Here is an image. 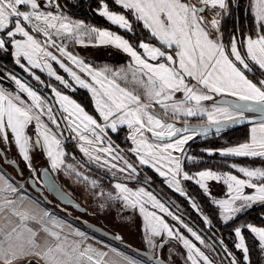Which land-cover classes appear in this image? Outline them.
Here are the masks:
<instances>
[{
    "label": "snow or ice",
    "instance_id": "6c2138e0",
    "mask_svg": "<svg viewBox=\"0 0 264 264\" xmlns=\"http://www.w3.org/2000/svg\"><path fill=\"white\" fill-rule=\"evenodd\" d=\"M242 5L252 16L251 28L240 34L237 25L225 44L222 21L235 17ZM207 12L211 13L210 19L205 16ZM97 14L126 35L73 20L65 14L59 0H0V54L10 56L16 66L41 85L45 82L33 69L46 71L64 88L75 91L73 84L54 70L51 62H55L75 85L91 93L102 124L69 96L46 85L55 95L64 114L61 119L74 133L72 138L78 141L79 151L89 162L110 171L114 178L119 173L121 182H116L112 191H105L97 180L79 170L82 164H66L67 154L60 138L63 130L53 107L6 68L0 73V81L10 80L16 91L0 86V141L14 144L32 177L42 176L50 191L59 192L48 169L38 173L32 165L31 154L37 149L46 154L52 171H63L92 190L101 208L115 206L118 214L138 211L143 218L145 242L153 252L148 259L153 264H168L159 255L173 240L187 250L186 264H216L180 228L165 219L170 217L204 245L205 240L180 216L145 187L133 189L123 182H139L140 173L114 148L111 139L105 138L108 129L116 133L126 126L130 133L127 139L134 145L129 151L139 165L155 169L168 187L181 196L186 195L182 181H195L210 197L206 182H222L227 188L226 198H212V203L218 207L224 224L235 221L255 205L264 206V168L232 164L242 178L212 170L190 175L183 169L181 156L174 154H184V145L195 136H207L213 127L219 134L228 126L248 123L252 125L250 139L219 150V155L264 159V0H247L246 4L245 0H99ZM85 37L93 45L122 50L130 57L129 64L118 71L108 67L94 69L68 51L64 43L85 45ZM59 57L90 77V82ZM178 93L182 98L177 97ZM21 94H26L27 100ZM215 96L234 97L237 102L221 100L211 108L203 104ZM156 106L162 114L156 112ZM245 113L257 114V118L248 119ZM179 116L206 117L207 125L190 129L185 120V127L180 128L165 119ZM205 151L214 154L213 150ZM10 163L15 166V161ZM144 183H150V178L145 176ZM32 187L35 188L34 183ZM22 189L23 185L14 184L0 172V264H143L136 258L141 255L138 251L127 255L108 245V251L96 248L88 242L92 237L87 233L41 207L38 200L22 194ZM245 189L251 192L246 193ZM62 199L72 204L67 197ZM192 207L197 208L195 202ZM203 219L205 224H211L207 216ZM245 231L253 235L264 256V227L243 224L234 228L238 241L234 247L242 254V260L223 247L229 264H252ZM220 243L223 245V241ZM208 248L216 251L212 245ZM168 252L169 257L176 254L173 249Z\"/></svg>",
    "mask_w": 264,
    "mask_h": 264
},
{
    "label": "rangeland",
    "instance_id": "374dc122",
    "mask_svg": "<svg viewBox=\"0 0 264 264\" xmlns=\"http://www.w3.org/2000/svg\"><path fill=\"white\" fill-rule=\"evenodd\" d=\"M68 1H72V0H68ZM205 16H206V18L208 16L209 17L208 19L211 18V15L209 16L208 12L205 13ZM102 18L108 24L112 25L109 21H107L106 18H104V17H102ZM73 20H76V19H73ZM76 21H80V20H76ZM86 22L87 21H85L84 23L86 24ZM91 26H93V24H91ZM112 26L117 27L115 25H112ZM99 29L109 30V29H103V28H99ZM109 31H111V30H109ZM112 32L115 33L114 31H112ZM115 34H117V33H115ZM85 38H84L85 39V45L72 43V41H64V43H66L68 45V47H67V50L68 51L72 52L74 55H76L80 59L84 60L85 63L89 64L94 69H100L101 65H103L105 63L108 64V63H114V62H116L115 61V58H119V55H122L124 58H126L127 65L129 64L130 57H128L127 54L124 53L122 50H119V49L115 48L114 46L99 45L98 43L95 44V45H93L92 43L87 42V37H85ZM51 50L54 52V54H56L57 56H59V53L56 52L55 49H51ZM111 51H117V52H113L112 53ZM59 58L67 66L71 67L74 71H76L77 74L80 75L82 79H85L86 81L90 82V77H88L84 73H80L79 69L78 68H75V66L71 65L64 57H59ZM51 63L53 64V68L57 72L58 75H61L66 80H68L69 83H72L73 84V87L75 89L76 88L77 89H80V90L84 91L88 95V97L91 100L92 109H93V111L95 113V117H97L98 122H100L102 124L103 121H102V119L99 118V113L96 112V110H95V104H94V101L92 100L91 93L88 92L87 89L80 88L78 85H75V82L71 80V77H69L68 74L65 73L63 71V69H61L59 67V65L55 64V62H51ZM12 66H13V68L20 69L18 66H16L14 64L13 60H12ZM20 70H21V73L24 76L28 77L33 82V84H35L36 86H38V87H40L42 89H47L49 91L48 93L51 94L52 99H53V101H54V103H55V105L57 107L56 110L58 109L59 112H60V114L61 115H64L61 112V110H60V105L57 103V99H56L55 95L52 93L51 88L50 87H47L46 85H51L52 87L57 88V90L60 91L63 95H67L63 91H69L70 92L72 90L71 89L64 88L63 85H61L58 81H56L54 77H49L47 75V72L46 71L45 72H40L39 69H33V71L35 72V74L38 75V76H40L41 80H43L45 82L44 85H41L36 80H34L32 77H30L27 73L23 72L22 69H20ZM2 71H0V73H2ZM1 82L3 84H0V86L4 87L6 89H10L11 91H16V86L10 80H4V81H1ZM21 95L23 96L24 99L27 100L26 94H21ZM220 97H222V96H215L213 100H211V101H205V102H203V104L206 107L211 108L212 105L214 104V101L217 98H220ZM69 98L72 99V100H74L70 96H69ZM179 98H182V96L179 97ZM228 98L235 99L234 97H228ZM74 101L77 102L76 100H74ZM28 102L30 103V101H28ZM156 112L158 114H162L161 113V110L159 109L158 106H156ZM44 119H45V122H47L46 117ZM165 119L167 120V122L173 123L176 127H180L181 125H185V123H184L185 120H187V125H207V122H206L207 119H206V117H200V116H193V117H183V116H179V117H177L175 119H170L168 117H165ZM63 122H64V124H66L65 121H63ZM50 126L53 127V128L55 127L54 125H50ZM66 127H67V124H66L65 128ZM124 127H126V126H124ZM247 127H249L248 128V138H247V141H248L249 140V132L251 130L252 125H249ZM66 130H67V128H66ZM32 131L33 130L30 128L29 129V134H32ZM147 135L149 136V138H151L150 137L151 136L150 133H147ZM64 136H65V134H64ZM126 136L127 137L129 136V131L126 133ZM217 137H219V134L212 135V136H206V137H203V138H197L195 136L186 145H184L185 153L186 154L185 153L184 154L174 153V154L177 155V156H181V158H182V164H187V165L194 164V165H198V164L209 163L207 159H210L213 155H218L219 154V150H222V149L227 148V147H233V146H227L225 144V142H224L225 140L222 139V138H218L217 140L214 141V139H216ZM60 138H61V140L63 142L65 141L64 140V137H63V134H62V136H60ZM105 139L107 140V138H105ZM197 141L198 142H201V144L203 146L205 145L207 147H201L200 148V147L195 146L194 143L197 142ZM128 142H129V140H128ZM242 143H245V142H242ZM242 143H239V144H242ZM62 146L64 148V151L67 154L66 157H65V163L66 164H73V165H76L77 167H79L78 162L75 161L74 158L71 157L68 154L69 152L67 151V148H66L68 146L66 144H63ZM113 146H114V144H113ZM234 146H237V145H234ZM114 147H116V146H114ZM132 147H134V145H132ZM0 149L1 150H7L6 152L3 151L4 156H5V159L7 161H15V163L18 166V169H19V172H20V176L21 177H18L15 174L14 170L11 167L6 166V165H3L1 163V159H0V167H2L3 169H5L6 172H8L20 185H23V187H25L28 190V192L32 193L37 198H39V196L36 193H33L31 190H29L28 187H27V185H26V179L29 177V178H31V179L34 180V182H35V184L37 186L41 187V185H40V183H39V181L37 179L38 174H37V176L32 177V173L30 172V170L28 169V167H26L25 162L22 160V158L18 155V150H17L16 146L14 144H12L11 146H9L8 144L0 141ZM116 149H117V147H116ZM206 149L213 150L214 154L213 155H208L207 152L205 151ZM73 151L80 157V160H82L83 162H85L87 164H91L98 171H100V172H102V173H104V174H106V175H108L110 177H113L112 176V173L110 171H108L106 168L99 167L95 162H89L88 161L87 157H85L83 155V153H81L79 151V143H78L77 140H75V146H74V150ZM120 154L123 155L125 157V159H127L129 162L133 163L137 167V169H138V171L140 173V180L139 181H141V182L144 183V177L147 176V177L150 178V183H151L152 179L148 175V173H152L154 175L156 174V176L158 175L157 177L161 179L162 184L166 188L168 187V184H167L166 179L165 178L162 179L163 177L159 176L158 172L155 169L149 168V167H146V166L139 165L138 160L136 159L135 155L131 151H129V154L128 153L126 154L123 151L122 152L120 151ZM31 155H32V165H33L34 168L37 169V172L38 173H39V170L42 167H46V168H49L50 169L49 162L47 160L46 154L42 153L39 149H37ZM184 156H186L185 159H183ZM189 156L194 157L195 159L193 161H189L187 159V157H189ZM66 158H68V159H66ZM219 163L222 166L224 165L225 167H227L226 166V162H222L221 161ZM247 164L248 165H259V164H251V163H247ZM205 169H207V168H205ZM79 170L83 174L88 175L90 179L97 180L100 183L101 187H103V189L105 191H112L113 190L114 184L116 182H114V181H107L105 178H103V177L95 174V172H93L91 170L85 169L84 167H79ZM224 172H231V171L228 169V171H224ZM21 173H22V175H21ZM50 173L53 176L54 180L60 181L61 184L63 185V187L65 189L72 191L76 195L77 199L79 198L78 200L80 201V204H81L80 206L81 207H83L84 209H87L92 214L91 215V218L89 219V221L87 220L88 222L91 221V222H93V225H96L97 224L96 226L100 227L101 229L105 230L106 232H108V233H110V234H112L114 236L121 237V239L119 240V243L116 244V243H113V242H110L109 241L110 243H112V244L120 247L121 249H123V250H125V251H127V252H129L131 254H132V252L129 251L126 247H124V245H127V246H129L131 248L138 249L140 251L147 250L145 252H147L148 254H150L151 256H153L152 250L149 249L147 243L145 242V234H144V231H143V224L139 220V218L141 216L139 215L138 211L134 213L131 210H126L124 213L118 214L117 208L115 206L110 207V208H101L100 207V203L98 202L97 198L94 197L93 195H92V197L89 196V193L91 194L92 193V190H90L89 188H86L85 185H83V183H78L76 181V179H73L74 177H69V176L65 175L63 171L57 172V171H52L51 170ZM193 173H196V172H193ZM189 174H192V173L189 172ZM118 177H120V174L119 173H117V179H118ZM129 182H132V181H127V182H124V183H127L128 186L129 187H132L133 189L143 186V185H140V184H135L133 182L132 183H129ZM186 182H190V184L194 185L195 187H198L195 183H192V181H182L181 187L184 189V191L186 193L185 196H181L174 189H171L169 187H168V189L171 190L173 193L177 194L178 196H180L181 198H183L186 201L187 207H188V211L191 212L194 216H196L197 219L201 221L202 225L205 228L211 227V224L208 225V224H205L204 223L203 217L205 215L202 213V210L203 209L198 206L197 202L187 192V190L185 188V183ZM150 183H148L146 185H149ZM153 186L154 187H157V184H153ZM147 190L148 191H151L154 194V192L151 189L150 190L147 189ZM248 191L249 190L247 189L245 192L246 193H250ZM157 192H158V190H157ZM44 193H46V192L44 191ZM201 193L203 194V196H205L207 198L208 202L212 206L216 207L215 204H213L211 202V200L209 199V197H207L202 191H201ZM154 195H156V194H154ZM46 197H47V199H49L50 201H52V199L48 195ZM192 202H195L196 203L197 208H193L192 207ZM45 206H47L48 208L52 209L56 213H59L63 217L67 218L69 221H71L75 225L80 226L81 228H83L79 224V221L78 220H76V219H74V218L71 217V215H73L72 212H67V211L64 212L65 211V208H61L60 206H58L54 202L51 205L45 204ZM255 206H257V205H255ZM150 210H152V209H150ZM159 214L160 215H164L163 213H159ZM74 215L76 217L77 213L74 212ZM260 218L264 220V211L260 214ZM136 219H138V221ZM165 219H168L169 222L171 223V225H174V226L180 228L181 233L186 238L192 240L193 243H196L198 247H200L203 251L206 252V254H208L210 257H212L214 260H216V264H223L222 260L215 254V252H212V251L209 250L208 245H211V244L208 241H207L208 243L206 242L204 245H200L199 242L195 241V239L193 237H191L190 233H188L186 229L182 228L179 224H177L176 221L171 220L170 217H165ZM218 220H219V218H218ZM219 221L221 223H223L221 220H219ZM139 225H140V228H139ZM86 231H88V230H86ZM209 231H212V232L214 231L213 232V235L216 238H219L218 231L217 230L215 231V229L212 228V229H209ZM88 232H90V231H88ZM91 234H93V233H91ZM141 236H142V239H141ZM106 241H108V240H106ZM237 242L238 241L236 239L235 240V243H237ZM122 244H124V245H122ZM168 249L175 250L176 254L173 255V256H171V257H169ZM186 251L187 250L183 248L182 243H179V242L173 240L168 245H166V247H165L164 250H162L160 252L159 257H160V259L167 261L168 264H186V261L184 259V256L186 254ZM259 252H260V250H259ZM260 255H261V253H260ZM138 257H140V256H138ZM140 258H142V257H140ZM142 259H144V258H142ZM228 260H229V258H228ZM260 264H261V262H260Z\"/></svg>",
    "mask_w": 264,
    "mask_h": 264
},
{
    "label": "trees",
    "instance_id": "16d2710c",
    "mask_svg": "<svg viewBox=\"0 0 264 264\" xmlns=\"http://www.w3.org/2000/svg\"><path fill=\"white\" fill-rule=\"evenodd\" d=\"M59 3L63 7L65 14H67L69 17L73 19L80 20V21L82 20L84 22L87 21L86 24L90 26L91 24H93L94 27L109 29L119 35H126L123 30L108 24L101 16L97 14L99 0H72V1L59 0ZM246 3H247V0H245V4ZM251 24H252V17L250 13L245 12L244 5H242L240 11L235 13V17L226 18L224 21H222L221 30L224 33V43L225 44L228 43L230 39V35L234 31H236L237 25L239 27V33L244 34L250 30ZM144 38L146 40L148 39L147 34H145ZM153 42L155 43V41ZM121 60H123V57L121 55H119V58H115V61H119L118 64H120ZM0 62L10 68H13L12 59L10 56L6 54H0ZM2 70L3 68H0V71ZM28 80L30 79L28 78ZM0 84H3V83L0 81ZM7 90H10V89H7ZM42 90L49 92L47 89H42ZM63 92L67 94L68 96L72 97L82 107H84L85 111L88 114L95 117V113L92 109L91 100L84 91L76 88L75 91H70V92L63 91ZM248 128L249 127L246 126V127H242V128L230 131V132L221 133L219 134V137L214 139V141L217 140L218 138H222L225 140L224 142L227 146H234V145H238L239 143L246 142L248 138ZM126 133H127L126 129L121 127L116 133L108 132V137L111 139L114 145H116L124 153L129 154L130 143L128 142ZM194 144L195 146L200 147V148L207 147L205 145L203 146L201 142H198V141L195 142ZM66 148H67V151L69 152L68 154L71 157L77 158L78 155L75 152H72V151L70 152L69 147H66ZM207 160L209 163L198 164V165L182 164V166H183L184 171L188 173L189 172L193 173V172H197L199 170L205 169V168L211 169V170H218V171H228L227 167H225L224 165L222 166L219 163L221 161L222 162L231 161V162H237V163H251V164L264 165V160L258 159V158H251V159L250 158L249 159L227 158V159H224V158H221L220 155H213L210 159H207ZM148 175L152 179L151 183L149 184L150 186L148 188H150L154 192V194H156L157 198L158 197L162 198V199L158 198L161 202L162 200L166 201V204L168 206L173 207L179 214L184 216L186 220L181 217L183 222L188 224L190 227L191 225L189 222H191L196 227H198L200 230H202V232L206 234L214 242V245L220 250L223 256L222 257L219 256L217 251H215V254L222 260L223 264H229V260L223 251L224 246H226L236 256L238 260H242V254L239 251H237L234 247L235 245L234 228L235 227L243 225V224H248V223H251L258 227H264V220L260 218V214L264 211V206H261V205L254 206L253 209H251L247 213L241 216H238V218L235 221L230 222L229 224H224L218 220V212H217L216 207L212 206L208 202L207 198L203 196L199 188L190 184V182H186L185 188L187 192L197 202L198 206L203 209L202 213L205 216H207L209 220L211 221V227L205 228L202 225L201 221L198 220L196 216H194L191 212L188 211L187 203L183 198H181L180 196H178L177 194L173 193L171 190L166 188L162 184L161 179L158 178L156 175L152 173H148ZM153 184H157V187H154ZM166 220L169 222L168 219ZM191 228L194 229L193 227ZM212 228H214L215 231L216 230L218 231L219 238H216L213 235L214 231L213 232L209 231V229H212ZM198 234L205 240V243H206L207 240L200 233ZM244 235L246 238V243L250 249V258H251L252 264H260V252H259V248L257 245V241L254 239L252 234L247 231L244 232ZM220 241H223V245H221Z\"/></svg>",
    "mask_w": 264,
    "mask_h": 264
},
{
    "label": "water",
    "instance_id": "95a60500",
    "mask_svg": "<svg viewBox=\"0 0 264 264\" xmlns=\"http://www.w3.org/2000/svg\"><path fill=\"white\" fill-rule=\"evenodd\" d=\"M0 66H2V68L4 69V68H6V69H9V70H12V71H14V73L22 80V81H24V82H26V83H28L31 87H33V89L34 90H38L34 85H32L27 79H25L22 75H20L18 72H16L15 70H13V69H11V68H8V67H6L4 64H2V63H0ZM40 92V91H39ZM44 97H46L47 99H48V101H49V103H50V105L53 107V109H54V112H55V114H56V116H57V118L58 119H60L59 118V115H58V112L56 111V108H55V106H54V103H53V100L51 99V97L48 95V94H46V93H44V92H40ZM221 100H227V101H229L230 103H236L237 101L235 100V99H233V98H228V97H220V98H217L215 101H214V104L215 103H218L219 101H221ZM245 115H246V117L248 118V119H256L257 118V114H254V113H245ZM249 125H251V124H248V123H244V124H234V125H231V126H228V127H226V128H224V130L223 131H221L220 133H224V132H230V131H233V130H236V129H239V128H242V127H246V126H249ZM202 126H206V125H187V127H189L190 129H193V128H198V127H202ZM182 127H185V125H182V126H180V128H182ZM219 133V134H220ZM217 133L215 132V127H213L210 131H209V133H208V135L207 136H212V135H216ZM197 138H203V137H206V136H196ZM1 150V149H0ZM0 159H1V163L3 164V165H6V166H9V167H11L13 170H14V172H15V174L18 176V177H21L20 176V172H19V169H18V166H17V164L15 163V166H13L10 162H12V161H7L6 159H5V156H4V153H3V151H0ZM84 165L87 167V168H89V169H91L93 172H95V173H97L98 175H100V176H102V177H105L106 179H108V180H111V181H118V182H121V180H119V179H116V178H113V177H110V176H108V175H106V174H104V173H102V172H100V171H98V170H96V169H94V168H92L91 166H89V165H87V164H85L84 163ZM44 169H48V168H46V167H42L40 170H39V172L40 171H42V170H44ZM49 171V170H48ZM49 173H50V171H49ZM50 179H51V181L53 182V183H55V185H56V187H57V189L59 190V192H56V191H50L48 188H47V186L45 185V182H44V178L42 177V176H39L38 175V180H39V183H40V185H41V187H40V189H36V188H33L32 187V184L34 183L35 184V182H34V180L33 179H31V178H29V179H26V185H27V187H28V189L29 190H31L33 193H36L38 196H39V198L41 199V201L43 202V203H45V204H47V205H51L53 202L55 203V204H57L58 206H60V207H69V208H71L72 210H74V211H76V212H83L84 211V209L82 208V207H80V205L76 202V201H74L64 190H62V188L57 184V182L54 180V178H53V176L51 175V173H50ZM123 182H127V181H123ZM133 183H136V184H140V185H146L145 183H143V182H137V181H132ZM132 182H129V183H132ZM38 190V193L40 192V191H45L46 192V194L52 199V201H50L49 199H47V198H44L43 196H41L40 194H38L36 191ZM62 196L63 197H67V199H69V200H71L72 201V204H67V203H65V201H64V199H62ZM166 202V201H165ZM73 205H78L79 207L77 208V207H74ZM170 209H171V211L173 212V213H175L176 215H178V216H180V217H182L183 219H185L186 220V218H184V216H182L181 214H179L173 207H169ZM190 223V225L195 229V231H197L198 233H200L211 245H213L214 247H215V249H216V251L218 252V255H220L221 257H222V254H221V252H220V250L214 245V243H213V241L206 235V234H204L203 232H202V230H200L198 227H196L194 224H192L191 222H189ZM79 224L84 228V229H86V230H88V231H90L91 233H93L94 235H96V236H98V237H100V238H102V239H105V240H108V241H110V242H113V243H119V240H116V239H114V237H116V236H114V235H112V234H110V233H108V232H106L105 230H103V229H101L100 227H98V226H96V225H93L92 223H89V222H86V221H83V220H81V221H79ZM122 245H124V244H122ZM168 245V244H167ZM124 247H126L129 251H131L132 253H134V254H136V252L138 251L141 255H140V257H142V258H144L147 262H149V263H151V264H153V262H152V260H150V259H148V257H150L151 255L150 254H148L147 252H145V251H140V250H138V249H135V248H131V247H129V246H127V245H124Z\"/></svg>",
    "mask_w": 264,
    "mask_h": 264
},
{
    "label": "crops",
    "instance_id": "0c3cea01",
    "mask_svg": "<svg viewBox=\"0 0 264 264\" xmlns=\"http://www.w3.org/2000/svg\"><path fill=\"white\" fill-rule=\"evenodd\" d=\"M251 15V14H250ZM252 17V16H251ZM208 19V18H207ZM86 39V38H85ZM87 42H88V39H87ZM72 43H74V42H72ZM142 51V50H141ZM112 53L113 52H117V51H111ZM122 56V55H121ZM123 57V56H122ZM124 58V57H123ZM121 61H123V62H121ZM120 61V64H118L119 63V61H116V62H114V63H105V64H103V65H101V67H100V69H103L104 67H108V68H110V69H112V70H114V71H118V70H120L121 68H125V67H127V60H126V58H124L123 60H121ZM180 95V96H179ZM182 96V94L181 93H178L177 94V97H181ZM206 122H207V120H206ZM123 128H125L126 129V131L128 132L129 130L127 129V127H123ZM68 130V129H67ZM69 131V133H70V139L67 141V142H63V144H67V143H73V145L75 146V139H73L72 137L74 136V133H71L70 132V130H68ZM107 131H110L109 129L107 130ZM111 132V131H110ZM128 135V134H127ZM129 135H130V133H129ZM151 137V136H150ZM107 139H108V137H106ZM249 139H250V132H249ZM129 140V139H128ZM129 142H130V148H132V143H131V141L129 140ZM115 146V145H114ZM114 148H116V147H114ZM227 148H229V147H227ZM227 148H224V149H227ZM119 151H121L122 152V150L121 149H119V148H117ZM186 154V153H185ZM186 158V156H184L183 157V159H185ZM232 158H240V159H247V157H232ZM249 159V158H248ZM251 159V158H250ZM258 159H261V158H258ZM262 160H264V159H262ZM232 164H236V165H238V166H242V167H254V168H264V166L263 165H248L247 163H237V162H234V163H228V164H226V166L228 167V169L231 171V172H224V171H216L217 173H220V174H223V173H231V174H233V175H237L238 177H241L242 178V174H240V173H238V172H236L232 167H231V165ZM48 170L51 172V169H49L48 168ZM205 170H210V169H205ZM202 171H204V170H202ZM0 172H2L11 182H13L14 184H17V185H20L8 172H6L5 170H3L1 167H0ZM155 172V171H154ZM200 172V171H199ZM196 173H198V172H196ZM196 173H192V174H190V175H194V174H196ZM156 175V174H155ZM158 176V175H157ZM73 179H75V178H73ZM162 179H164V177L162 178ZM192 183H195V181H192ZM207 184H208V187H209V190H210V192H211V197L210 196H208L207 194H205V192L203 191V189H201L200 187H199V185H197L196 183V185L198 186V188L207 196V197H209V199L211 200V202H212V198H216V199H225L226 198V193H227V188H226V186L222 183V182H216V181H207L206 182ZM84 185V184H83ZM168 188V187H167ZM247 189H245V191H246ZM249 191L248 192H251V190L250 189H248ZM22 191V194H24V195H26V196H28V197H30L31 199H33V200H38L39 202H40V205H41V207H43V208H45V209H47V210H49L50 212H52L53 214H55L57 217H59V218H62V219H64L65 221H67L68 223H70V224H72L75 228H78V229H80L81 231H84L85 233H87L90 237H92V239H90L88 242L89 243H91V244H93L96 248H99V249H101V250H103V251H108L109 249L107 248V247H105V245H108V246H110V247H112V248H116L117 250H119V251H122V252H124L125 254H127V255H135V254H131V253H129V252H127V251H125V250H123V249H121L120 247H118V246H116V245H114V244H112V243H110L109 241H106V240H104V239H102V238H100V237H98V236H95L94 234H91L90 232H88V231H86L85 229H83V228H81L80 226H77V225H75L74 223H72L71 221H69L67 218H65V217H63L62 215H60L59 213H56L55 211H53L52 209H50V208H48L47 206H45V204L41 201V199H39V198H37L35 195H33L32 193H30V192H28V190L25 188V187H23V189L21 190ZM89 196L90 197H92V193L90 194L89 193ZM216 206V205H215ZM217 207V206H216ZM217 212H218V218H219V220H221L220 219V211H219V209H218V207H217ZM143 220V219H142ZM222 221V220H221ZM143 223V222H142ZM139 228H140V226H139ZM253 236V235H252ZM237 238L235 237V240H236ZM143 249V248H142ZM110 255H112L111 253H110ZM136 258L137 259H141L142 261H143V264H150L149 262H147L146 260H144V259H142V258H140V257H138V256H136ZM116 259H119V257H116ZM260 262H261V264H264V256H262V254L260 255Z\"/></svg>",
    "mask_w": 264,
    "mask_h": 264
},
{
    "label": "flooded vegetation",
    "instance_id": "af4514ba",
    "mask_svg": "<svg viewBox=\"0 0 264 264\" xmlns=\"http://www.w3.org/2000/svg\"><path fill=\"white\" fill-rule=\"evenodd\" d=\"M1 63V62H0ZM3 64V63H2ZM5 65V64H4ZM6 66V65H5ZM6 67H8V66H6ZM8 68H10V67H8ZM11 69H13V70H15L16 72H18L20 75H22V73H21V70L20 69H17V68H11ZM25 79H27L28 80V78L26 77V76H24V75H22ZM32 85H34L38 90H37V92H38V94H40L44 99H46L47 101H48V99L46 98V97H44L40 92H44V93H46V94H48L50 97H51V99H52V96H51V94H49L48 92H46V91H44V90H42V89H40V88H38L35 84H33V82H31L30 80H28ZM40 91V92H39ZM53 100V99H52ZM49 102V101H48ZM53 103H54V101H53ZM54 106H55V108H57L56 107V105H55V103H54ZM57 112H58V115H59V118L60 119H58L59 120V122H60V124H61V129L63 130V137H64V140H65V142H67L69 139H70V133H69V131L68 130H66V128H65V126H66V124H64V122H63V120L61 119V114H60V112H59V110L57 109L56 110ZM182 126V125H181ZM108 132H110V131H108ZM110 133H113V132H110ZM64 134H65V136H64ZM108 139H109V137H108ZM113 143V142H112ZM68 147H69V150H70V152L72 151V152H74L73 150H74V145H73V143H67L66 144ZM116 146V145H115ZM117 147V146H116ZM118 148V147H117ZM219 155V154H218ZM221 158H224V159H227V158H232V157H222V156H220ZM236 159H240V158H236ZM248 159V158H247ZM74 160L75 161H77L78 162V164L79 165H83V167L85 168V169H88V170H91V169H89V168H87L85 165H84V163L85 162H83L82 160H80V158L77 156V158L75 157L74 158ZM226 162V164H228V163H234V162H231V161H225ZM85 164H87V163H85ZM87 165H89V166H91L92 168H94L91 164H87ZM228 168V167H227ZM95 169V168H94ZM97 170V169H96ZM202 170H205V169H202ZM202 170H200V171H202ZM211 170V169H210ZM92 171V170H91ZM212 171H218V170H212ZM199 172V171H198ZM95 174H97V173H95ZM98 175V174H97ZM100 176V175H99ZM102 177V176H101ZM103 178H105V177H103ZM114 178V177H113ZM27 179H29V177L27 178ZM37 179H38V177H37ZM106 179V178H105ZM117 179V178H116ZM107 181H111V180H108V179H106ZM39 181V180H38ZM56 182H57V184L62 188V190H64L74 201H76L79 205H81L80 204V201L77 199V197H76V195L72 192V191H70V190H67V189H65L64 187H63V185L61 184V182L60 181H57V180H55ZM114 182H118V181H114ZM139 182H141V181H139ZM136 184V183H135ZM144 187H146L147 189H150V188H148L150 185H143ZM35 188L37 189H40V187L39 186H37L36 184H35ZM37 193H38V190L36 191ZM38 194H40L41 196H43L44 198H47L46 196H47V194L46 193H44V191H40ZM158 196V195H157ZM159 199H162L161 197H158ZM162 202L167 206V207H170V206H168L167 204H166V202L164 201V200H162ZM81 207V206H80ZM61 208H65V211L64 212H72L73 213V215H71V217L72 218H74V219H76V220H78V221H81V220H83V221H89V219L91 218V213L87 210V209H84L83 207V209H84V211L83 212H76V211H74V210H72L71 208H69V207H61ZM170 209V208H169ZM217 209V208H216ZM87 210V211H86ZM153 210V209H152ZM171 210V209H170ZM153 211H155V210H153ZM74 212H76L77 213V215H76V217H75V215H74ZM175 214V213H174ZM79 215V216H78ZM85 219V220H84ZM137 221H138V219H136ZM139 220L141 221V222H143V220H142V218L140 217L139 218ZM87 221V222H88ZM89 223H92L93 224V222H89ZM96 224V223H95ZM143 224V223H142ZM97 225V224H96ZM140 226V225H139ZM192 227V226H191ZM141 239H142V236H141ZM141 241V240H140ZM144 251H147V250H144ZM160 258V257H159Z\"/></svg>",
    "mask_w": 264,
    "mask_h": 264
},
{
    "label": "built area",
    "instance_id": "2783aa9c",
    "mask_svg": "<svg viewBox=\"0 0 264 264\" xmlns=\"http://www.w3.org/2000/svg\"><path fill=\"white\" fill-rule=\"evenodd\" d=\"M208 14H209V16L211 15V13H210V12H208ZM207 18H209V17L207 16Z\"/></svg>",
    "mask_w": 264,
    "mask_h": 264
}]
</instances>
